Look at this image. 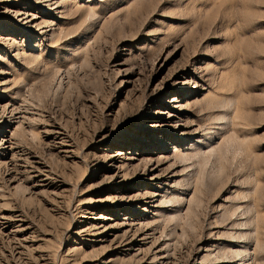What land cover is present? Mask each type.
Returning a JSON list of instances; mask_svg holds the SVG:
<instances>
[{"label":"rangeland","instance_id":"obj_1","mask_svg":"<svg viewBox=\"0 0 264 264\" xmlns=\"http://www.w3.org/2000/svg\"><path fill=\"white\" fill-rule=\"evenodd\" d=\"M0 264H264V0H0Z\"/></svg>","mask_w":264,"mask_h":264}]
</instances>
